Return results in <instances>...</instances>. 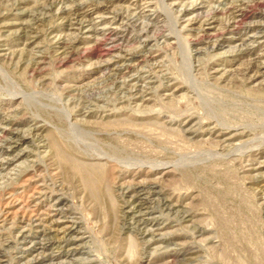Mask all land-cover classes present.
<instances>
[{"label":"rangeland","instance_id":"1","mask_svg":"<svg viewBox=\"0 0 264 264\" xmlns=\"http://www.w3.org/2000/svg\"><path fill=\"white\" fill-rule=\"evenodd\" d=\"M257 32L264 0H0V264H264Z\"/></svg>","mask_w":264,"mask_h":264},{"label":"bare ground","instance_id":"2","mask_svg":"<svg viewBox=\"0 0 264 264\" xmlns=\"http://www.w3.org/2000/svg\"><path fill=\"white\" fill-rule=\"evenodd\" d=\"M245 1V0H244ZM194 3V2H193ZM197 7V6H196ZM142 8V7H141ZM187 10V9H186ZM142 11V10H141ZM184 11V10H183ZM242 11V10H241ZM244 12V11H243ZM140 13V12H139ZM117 14V13H116ZM239 14H240V12H239ZM113 15V14H112ZM244 16V15H243ZM192 17V16H191ZM190 17V18H191ZM193 17H194V15H193ZM116 18H117V16H116ZM239 18V17H238ZM102 19V18H101ZM232 19V18H231ZM240 19V18H239ZM97 20H98V18H97ZM209 20V19H208ZM212 20V19H211ZM235 20V19H234ZM100 21V20H99ZM139 21H141V20H139ZM210 21V20H209ZM113 22H114V20H113ZM133 22V21H132ZM100 23V22H99ZM98 23V24H99ZM191 23V22H190ZM237 23V22H236ZM91 24V23H90ZM108 24V23H107ZM134 24V23H133ZM206 24V23H205ZM207 24H209L208 26H210V24H211V22H209V23H207ZM92 25H93V23H92ZM100 25V24H99ZM109 25V24H108ZM119 25V24H118ZM117 25V26H118ZM121 26H122V24H120ZM142 25V24H141ZM96 27V26H95ZM140 27V26H139ZM145 27V26H144ZM235 27V26H234ZM116 28H118V27H116ZM137 28V27H136ZM125 29V28H124ZM140 29H142V28H140ZM150 29V28H149ZM236 29V28H235ZM96 30V29H95ZM109 30V29H108ZM139 30V29H138ZM220 30V29H219ZM149 31V30H148ZM126 32V31H125ZM208 33V32H207ZM216 33V32H215ZM262 33V32H261ZM249 33L246 37H243V38H240L244 43L247 41L248 43H254V42H260V43H262L263 44V46H264V34L262 33ZM218 35V34H217ZM223 35V34H222ZM145 36V35H144ZM218 36H220V35H218ZM231 37V36H230ZM238 37V36H237ZM145 38V37H144ZM151 39V38H150ZM213 39V38H212ZM239 39V40H240ZM113 40V39H112ZM149 40V39H148ZM116 41V40H115ZM146 41V40H145ZM150 41V40H149ZM228 41V40H227ZM143 43V42H142ZM209 43V42H208ZM212 43V42H211ZM215 46H218V47H221V46H223V43H222V40H215ZM145 44V43H144ZM243 44V43H242ZM142 46V45H141ZM211 46V45H210ZM209 46V47H210ZM148 49V48H147ZM105 50V49H104ZM139 50V49H138ZM240 50V49H239ZM119 52V51H118ZM143 52V51H142ZM244 53V52H243ZM115 54V53H114ZM117 55H119V54H117ZM130 55V54H129ZM132 55V54H131ZM261 55H264V49H263V52H262V54ZM151 57V56H150ZM146 59V58H145ZM106 60V59H105ZM116 60H118V59H116ZM106 62V61H105ZM121 62V61H120ZM136 62V61H135ZM101 63V62H100ZM102 63H104L103 61H102ZM140 63V62H139ZM151 63V62H150ZM119 64V63H118ZM137 64V63H136ZM116 65V64H115ZM117 66V65H116ZM260 66H262V68H264V62L260 65ZM116 68H118V67H116ZM261 68V69H262ZM119 69H120V67H119ZM111 70H112V68H111ZM110 70V71H111ZM113 71V70H112ZM126 71V70H125ZM132 73V72H131ZM134 73V72H133ZM119 75V74H118ZM260 75V74H259ZM122 77V76H121ZM131 77V76H130ZM129 77V78H130ZM125 78V77H124ZM123 78V79H124ZM144 78V77H143ZM116 79V78H115ZM126 80H127V78H125ZM151 79V78H150ZM118 80V79H117ZM122 81H124V80H122ZM121 81V82H122ZM146 81V80H145ZM148 81V80H147ZM128 82V81H127ZM126 83V82H125ZM128 83H130V82H128ZM147 83V82H146ZM143 85V84H142ZM119 86H120V84H119ZM124 86H125V84H124ZM119 88V87H118ZM139 89V88H138ZM136 92V91H135ZM138 94V93H137ZM145 94V93H144ZM143 94V95H144ZM133 97V96H132ZM135 98V97H134ZM149 99V98H148ZM147 99V100H148ZM1 133V132H0ZM13 138V137H12ZM1 140V139H0ZM4 144V143H3ZM7 144V143H6ZM6 147H7V145H6ZM8 147H9V145H8ZM8 147L7 148H2V147H0V151H3L5 154L7 153V151H8ZM9 160H11V159H9V158H5V159H2V160H0V164H2V163H4V164H7V163H9ZM151 194V193H150ZM71 228V227H70ZM24 230V229H23ZM26 231V230H25ZM25 234V233H24ZM26 239V238H25ZM37 244H39V243H37ZM41 244V243H40ZM41 246V245H40ZM40 258V257H39ZM41 259V258H40Z\"/></svg>","mask_w":264,"mask_h":264}]
</instances>
